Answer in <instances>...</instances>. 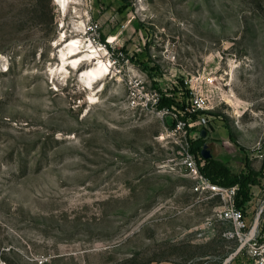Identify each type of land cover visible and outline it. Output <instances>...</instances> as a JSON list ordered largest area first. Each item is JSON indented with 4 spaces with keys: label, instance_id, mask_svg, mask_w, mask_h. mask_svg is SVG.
<instances>
[{
    "label": "rangeland",
    "instance_id": "rangeland-1",
    "mask_svg": "<svg viewBox=\"0 0 264 264\" xmlns=\"http://www.w3.org/2000/svg\"><path fill=\"white\" fill-rule=\"evenodd\" d=\"M205 143L264 229V0H0V264H253L179 163L212 180Z\"/></svg>",
    "mask_w": 264,
    "mask_h": 264
},
{
    "label": "built area",
    "instance_id": "built-area-1",
    "mask_svg": "<svg viewBox=\"0 0 264 264\" xmlns=\"http://www.w3.org/2000/svg\"><path fill=\"white\" fill-rule=\"evenodd\" d=\"M157 96V92L145 94L147 102L151 100L155 101ZM189 106L188 109L192 112L206 109L205 97L200 94L192 95ZM174 120L171 130H167L168 134H174V132L179 131L182 133L185 141H187V122L177 118ZM200 122L206 124V117L200 116ZM180 153L179 163L187 170V174L195 180L193 186L194 192L198 194L209 193L208 196H216L221 199V208L213 214L212 223L216 219L231 224V228L225 230L224 235L227 238H237L240 241V245L234 253L246 249L253 260V264H264V229L259 226L258 217L249 225L242 209L237 207L236 195L238 186L221 185L201 173L195 155L186 146H182Z\"/></svg>",
    "mask_w": 264,
    "mask_h": 264
},
{
    "label": "trees",
    "instance_id": "trees-1",
    "mask_svg": "<svg viewBox=\"0 0 264 264\" xmlns=\"http://www.w3.org/2000/svg\"><path fill=\"white\" fill-rule=\"evenodd\" d=\"M40 2L41 0H37ZM54 18V17H52ZM169 98L164 97L163 102L160 101V107L168 106L169 105ZM172 125V124H170ZM207 132V131H206ZM202 135V131H201ZM207 135V134H206ZM230 135L233 139L232 133ZM203 137V136H202ZM206 166L203 168V171L206 170L207 174L210 175L214 182H217L224 186H232V185H239V189L236 195V204L237 206H244V204L250 200L251 198V191L250 186L251 184L256 183L258 172L249 170L247 173H243L244 168L241 167L240 170L234 171L230 166L229 162L220 161L214 156L211 158L205 159ZM208 175V176H209Z\"/></svg>",
    "mask_w": 264,
    "mask_h": 264
},
{
    "label": "bare ground",
    "instance_id": "bare-ground-1",
    "mask_svg": "<svg viewBox=\"0 0 264 264\" xmlns=\"http://www.w3.org/2000/svg\"><path fill=\"white\" fill-rule=\"evenodd\" d=\"M78 42H79V39H72L71 40V44H70V47H69V52L70 53H74L75 52V48H73L74 47V45H78ZM77 60V59H76ZM99 64H101V65H99ZM97 66L95 67V69H91V74H97L98 72H100L101 70H103V64H102V60H98V62H97V64H96ZM101 67V68H100Z\"/></svg>",
    "mask_w": 264,
    "mask_h": 264
},
{
    "label": "water",
    "instance_id": "water-1",
    "mask_svg": "<svg viewBox=\"0 0 264 264\" xmlns=\"http://www.w3.org/2000/svg\"><path fill=\"white\" fill-rule=\"evenodd\" d=\"M206 134H207L206 130H202V136L205 137ZM201 154H202V157H203L204 159H208V158H211V157L213 156V153H212L211 150L209 149L207 143H205V144L203 145V148H202V150H201Z\"/></svg>",
    "mask_w": 264,
    "mask_h": 264
},
{
    "label": "crops",
    "instance_id": "crops-1",
    "mask_svg": "<svg viewBox=\"0 0 264 264\" xmlns=\"http://www.w3.org/2000/svg\"><path fill=\"white\" fill-rule=\"evenodd\" d=\"M248 201H249V200H248ZM248 206H249V205L247 204V202H246V203L244 204V206H243V207L246 209L245 212H244L245 214H246V211H248ZM245 217H246V220H247V222H248V216L245 215Z\"/></svg>",
    "mask_w": 264,
    "mask_h": 264
}]
</instances>
